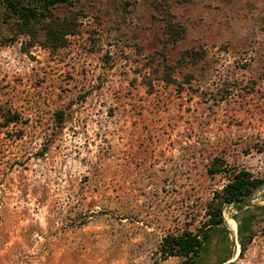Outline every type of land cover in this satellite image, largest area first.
<instances>
[{"label":"rangeland","instance_id":"1","mask_svg":"<svg viewBox=\"0 0 264 264\" xmlns=\"http://www.w3.org/2000/svg\"><path fill=\"white\" fill-rule=\"evenodd\" d=\"M53 12L78 14L55 50L42 24L33 43L0 8V264H181L156 251L195 230L227 182L208 174L212 159L264 179V0H73ZM9 111L19 119L5 125ZM246 204H264V183ZM250 211L246 249L228 207L201 264H264V211Z\"/></svg>","mask_w":264,"mask_h":264},{"label":"trees","instance_id":"2","mask_svg":"<svg viewBox=\"0 0 264 264\" xmlns=\"http://www.w3.org/2000/svg\"><path fill=\"white\" fill-rule=\"evenodd\" d=\"M73 0H0L2 9V20L10 23L19 34L27 35L33 43L37 42L36 24H42L44 30V41L42 44L51 50L64 47L69 34H76L78 14H67L59 16L53 9L62 4L72 6ZM173 40L179 39L183 33V26L179 23L169 25ZM184 53L194 60L203 57V52L198 50H185ZM60 113V121L62 120ZM4 123L9 125L18 121L17 112L9 111L4 114ZM224 161L214 157L207 166V172L213 176L220 172L226 173L228 180L221 189L214 190L211 198L206 202L204 214L200 225L191 230L184 227L176 232H169L162 236L156 254L159 260L169 257L179 258L181 264H201L207 246L215 232L227 233L224 212L228 207L234 208L237 213L232 218L237 222V231L240 243V252H243L256 234L254 229L255 214L250 209H261L263 205L247 206L246 199L254 190L259 188L264 179L254 175L244 167L223 166ZM264 231V227L262 229ZM223 259L219 264L225 262ZM232 264V263H231Z\"/></svg>","mask_w":264,"mask_h":264}]
</instances>
